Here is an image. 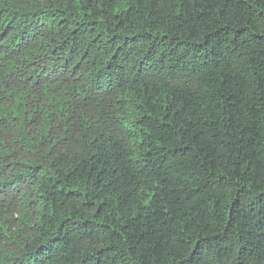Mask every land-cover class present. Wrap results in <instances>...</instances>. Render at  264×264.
<instances>
[{
	"label": "trees",
	"instance_id": "1",
	"mask_svg": "<svg viewBox=\"0 0 264 264\" xmlns=\"http://www.w3.org/2000/svg\"><path fill=\"white\" fill-rule=\"evenodd\" d=\"M0 264H264V0H0Z\"/></svg>",
	"mask_w": 264,
	"mask_h": 264
}]
</instances>
